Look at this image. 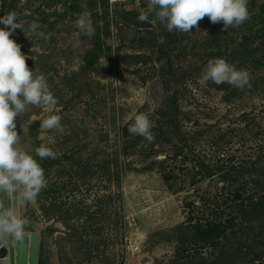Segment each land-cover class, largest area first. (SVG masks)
<instances>
[{"label":"rangeland","instance_id":"rangeland-1","mask_svg":"<svg viewBox=\"0 0 264 264\" xmlns=\"http://www.w3.org/2000/svg\"><path fill=\"white\" fill-rule=\"evenodd\" d=\"M263 4L248 0L249 18L226 30L206 15L192 31L170 32L155 12L138 19L148 0H0V16L15 12L24 24L11 38L57 99L51 109L30 105L15 118L17 148L48 166L47 193L26 204L23 215L26 232L45 239L49 264H204L218 256V244L185 243L181 227L227 215L242 201L239 186L226 184L220 172L198 171L250 165L264 152ZM84 13L91 36L77 26ZM34 21L48 39L32 33ZM98 33L102 53L93 44ZM213 58L247 70L250 84L201 82ZM170 108L180 130L161 139L159 112ZM141 113L158 114L150 118L154 140L143 137L126 156L121 130ZM50 114L61 116V128L41 129ZM41 145L55 158L36 156ZM44 205L61 208L48 218Z\"/></svg>","mask_w":264,"mask_h":264},{"label":"clouds","instance_id":"clouds-1","mask_svg":"<svg viewBox=\"0 0 264 264\" xmlns=\"http://www.w3.org/2000/svg\"><path fill=\"white\" fill-rule=\"evenodd\" d=\"M155 12L168 31H192L193 26L206 15L212 23L222 22L224 29L239 26L249 18L248 0H148L147 10L138 16L141 22L148 21ZM0 192H4L15 203L5 208L0 202V236L22 238L26 234L29 220L22 214L26 204H35L38 194L46 187V178L41 164L27 151L17 148L21 136L16 131L15 118L25 113L30 105L51 109L57 99L49 89L43 74L30 69L21 46L11 38L17 28L24 31V24L15 12L0 16ZM77 26L94 34L90 14L84 13ZM39 24L32 22L30 30L37 37L48 39L39 31ZM78 46V45H77ZM211 80L215 84L227 83L236 88L250 84L247 70L237 69L224 58L209 59L203 69L201 82ZM41 129L61 128V116L50 114L40 123ZM153 124L141 113L135 116L128 131L151 142ZM35 155L55 158L56 153L41 145Z\"/></svg>","mask_w":264,"mask_h":264},{"label":"trees","instance_id":"trees-1","mask_svg":"<svg viewBox=\"0 0 264 264\" xmlns=\"http://www.w3.org/2000/svg\"><path fill=\"white\" fill-rule=\"evenodd\" d=\"M105 1L107 2L108 0ZM104 9L105 14L108 15L109 11L106 4ZM261 9L262 13H264V4ZM105 31L106 36H109V24L105 25ZM248 42L249 40L247 39L244 45L248 46ZM93 44L98 53L104 51V44L102 43V37L99 33L93 40ZM246 54L251 55L252 53L247 51ZM217 86L224 89L232 87V85L227 83L218 84ZM159 115L160 138L165 139L168 137L170 139L167 133L173 130L174 132L175 130H180V123L175 118V108H170L169 111L162 110L159 112ZM156 116L158 117V114L150 116L149 118H155ZM131 124L132 123L125 125L121 130V135L126 139L128 144L124 146L125 151L123 149L126 156L130 155V150L136 147L143 138L142 136L134 135L128 131ZM171 127H173V129H171ZM113 162L116 167L121 168L123 172L124 167L117 155L116 158L113 159ZM81 163L82 162L79 161V168L84 167L82 166L84 164ZM47 167L48 166H46V168ZM105 167L107 168V166ZM42 168L44 169L46 178V168ZM87 168H89V165L86 166V169ZM110 172L111 169L109 168V173ZM219 172L221 173L222 181L226 184L239 186L237 198H241L242 201L235 205L232 211L227 215L224 213V216H217L206 222L182 226V229L185 228L187 230L184 234V242L211 246L218 244L220 248L218 256L213 260H206L204 264H249L250 261L260 260L264 258V152L250 165L227 164L224 167L217 168L206 166L205 171H198L197 175L207 174L208 176H214ZM118 173V171L115 172L116 175H118ZM119 175L117 176V180L121 182L122 179ZM248 186H251V189L248 191L247 196H244L243 192L248 189ZM45 188L38 194L37 198L39 201L42 200L43 194L47 193V189ZM60 208L61 206L57 205L49 209H47L45 205L43 206V210L48 218L51 217L49 210H59Z\"/></svg>","mask_w":264,"mask_h":264},{"label":"water","instance_id":"water-1","mask_svg":"<svg viewBox=\"0 0 264 264\" xmlns=\"http://www.w3.org/2000/svg\"><path fill=\"white\" fill-rule=\"evenodd\" d=\"M0 202L5 208L11 206L6 193L0 192ZM43 252L46 264V243L40 232H26L19 239L0 236V264H41Z\"/></svg>","mask_w":264,"mask_h":264},{"label":"bare ground","instance_id":"bare-ground-1","mask_svg":"<svg viewBox=\"0 0 264 264\" xmlns=\"http://www.w3.org/2000/svg\"><path fill=\"white\" fill-rule=\"evenodd\" d=\"M15 202L11 200V206L14 204ZM25 206V205H24ZM24 206L22 208V214L24 212ZM47 263H48V260H47ZM41 264H46V260H45V255H44V252H43V256H42V263Z\"/></svg>","mask_w":264,"mask_h":264}]
</instances>
